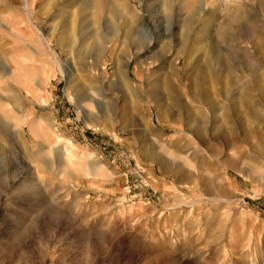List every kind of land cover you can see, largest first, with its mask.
I'll return each mask as SVG.
<instances>
[{
  "label": "rangeland",
  "instance_id": "obj_1",
  "mask_svg": "<svg viewBox=\"0 0 264 264\" xmlns=\"http://www.w3.org/2000/svg\"><path fill=\"white\" fill-rule=\"evenodd\" d=\"M112 1L0 0V264H264V0Z\"/></svg>",
  "mask_w": 264,
  "mask_h": 264
},
{
  "label": "bare ground",
  "instance_id": "obj_2",
  "mask_svg": "<svg viewBox=\"0 0 264 264\" xmlns=\"http://www.w3.org/2000/svg\"><path fill=\"white\" fill-rule=\"evenodd\" d=\"M97 8H98V10H108L109 11V13L113 16V17H115V18H119V17H122V16H126V14H127V11L125 10V8L122 6V5H117V4H115V2H111V0H108V2H105V0H98V4H97ZM170 8V7H169ZM167 10V9H166ZM136 15H138V14H136ZM195 15H196V11L195 12H193L192 13V17H190V19H188L187 21H185L186 22V27L187 26H190V24L193 22V18L195 17ZM139 18V17H138ZM134 21L135 20H133L132 22H127V21H125L126 23H125V25H126V31H128V32H131L132 30H133V28L136 26V25H134V27H133V24H135L134 23ZM207 27H208V24L205 22V21H203V22H201L200 24H199V26H198V28H197V33L200 35L199 36V41L200 42H202L203 41V38L207 41V39H206V32H207ZM115 29H117V30H121L122 29V26L121 25H116V27H115ZM208 46V45H207ZM210 46V45H209ZM211 47V46H210ZM245 50V49H244ZM246 51H248V49L246 50ZM251 51V52H250ZM250 51H248L247 53H245V60L243 59V58H241L242 60H243V62H249V63H253V62H255V60H257L256 58V48L254 47L253 48V50H250ZM250 52V53H249ZM244 53V52H243ZM210 57H211V59H212V61L215 63V65H218L219 66V70H221V68H223L224 67V65H226L227 63H228V57L227 56H224L222 53H221V51L220 50H217V53L216 54H211L210 55ZM252 80H254V83H253V86H255L256 88H257V90H258V92L261 94V95H264L263 94V89H262V87H261V84H260V82L257 80V77H255V78H252ZM202 101H205L206 103H207V105L209 104V105H211L210 104V100L208 99V98H206V97H203L202 98ZM187 118H188V120L190 121V120H192L193 119V116L192 115H189V116H187ZM174 120H177V118L176 119H174ZM4 127V128H3ZM0 126V131L1 132H5L6 130H5V126ZM201 133H202V130L201 129H197L196 130V135L197 136H200L201 135ZM224 132H222L221 131V133H218V134H216L215 136H216V138H218V139H222L223 137H224ZM231 134H233L232 136L234 137H241V136H239L238 134V136L236 135V133H231ZM243 134H244V136L243 137H245V138H248L249 136L251 137V135H253V134H256L255 133V131L253 132V131H250V130H244V132H243ZM150 159H152L153 160V162H155L156 163V165L159 167V169L161 170V171H163V172H166L168 169H169V165H168V163L167 162H165L164 160H163V158H161V157H159V156H157V155H149L148 156ZM227 165H229V166H233V168H235V164H233V163H231V162H227L226 163ZM169 171H170V169H169ZM175 172H178L179 171V166L178 167H176V169L174 170ZM219 189L221 190V191H224V192H226V189L223 187V186H221V187H219Z\"/></svg>",
  "mask_w": 264,
  "mask_h": 264
}]
</instances>
